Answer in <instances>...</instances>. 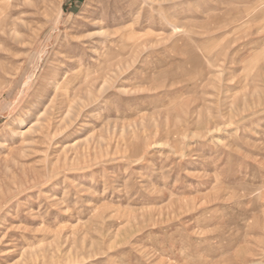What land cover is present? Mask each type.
I'll use <instances>...</instances> for the list:
<instances>
[{"label":"rangeland","instance_id":"374dc122","mask_svg":"<svg viewBox=\"0 0 264 264\" xmlns=\"http://www.w3.org/2000/svg\"><path fill=\"white\" fill-rule=\"evenodd\" d=\"M0 264H264V0H0Z\"/></svg>","mask_w":264,"mask_h":264}]
</instances>
